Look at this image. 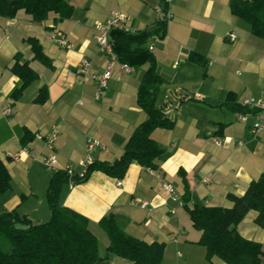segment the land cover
<instances>
[{
    "label": "crops",
    "instance_id": "crops-1",
    "mask_svg": "<svg viewBox=\"0 0 264 264\" xmlns=\"http://www.w3.org/2000/svg\"><path fill=\"white\" fill-rule=\"evenodd\" d=\"M66 1L74 9L63 20L54 12L41 22L24 11L13 18L0 17V161L10 176L9 189L0 194V208L32 222L49 218L46 192L51 175L41 163L50 150L36 135L44 137L56 129L57 168H76L86 137L105 147L94 152V160L111 162L146 119L137 104V91L147 63L133 72L115 65L98 98L95 81L78 73L82 58L89 60L93 73L106 66L107 57L96 41V23L119 12L136 33L155 25L156 10L165 2ZM169 9L164 34L147 40L145 46L152 45L155 70L161 77L155 103L173 122L170 128L150 133L163 150L156 170L174 187L178 200L149 168L132 161L120 186L116 179L94 171L72 188L64 185L59 203L87 218L101 254L108 238L98 221L111 215L126 234L147 244L162 243L161 264H226L217 257L207 259L198 243L201 232L193 228L186 206L230 207L227 194L243 195L248 184L264 174V132L253 137V115L240 121L229 107V101L241 106L246 98L264 93V38L252 34L249 24L231 12L229 0H171ZM54 32L65 34L70 48L55 44ZM231 32L236 36L233 41L228 38ZM31 37L40 43L48 64L34 58L26 41ZM17 55L37 78L13 99L11 94L21 83L11 71ZM41 88L46 97L38 103ZM8 106L12 114L7 116ZM187 190L189 200L184 202ZM136 199L147 205L133 204ZM256 216L249 210L237 230L264 250V228L255 223ZM106 260L129 264L115 256Z\"/></svg>",
    "mask_w": 264,
    "mask_h": 264
},
{
    "label": "trees",
    "instance_id": "trees-1",
    "mask_svg": "<svg viewBox=\"0 0 264 264\" xmlns=\"http://www.w3.org/2000/svg\"><path fill=\"white\" fill-rule=\"evenodd\" d=\"M229 6L235 16L249 24L252 34L264 38V0H229ZM166 8L164 2L162 9ZM73 9L66 0H0V17L13 18L17 12L24 11L35 22L46 19L49 12L56 13L60 20L67 19ZM164 30L165 22L161 21L136 33L110 30L109 42L118 62L133 68L148 64L137 91V104L145 112L146 119L135 128L119 158L111 162L94 160L83 178H75L76 183L87 180L94 171L120 180L132 161L145 168L157 169L163 150L151 139L150 133L156 128H170L173 122L155 103L161 77L156 73L155 59L145 43L150 37L163 35ZM26 41L34 58L48 64L38 40L31 37ZM11 71L21 80L11 94V98L17 99L37 74L27 62L21 63L18 55ZM45 97L46 90L41 88L35 101L43 103ZM229 107L236 113H252L249 108L230 101ZM67 182L66 172L57 170L51 173L46 192L49 218L44 222H32L16 211L0 208V264H99L109 256L129 264H161L162 243L147 244L126 234L111 215L98 221L108 238L105 252L101 254L87 218L59 203L61 190ZM9 187V173L0 161V194ZM227 199L232 203L230 207L186 206L193 228L201 232L198 243L204 247L207 259L217 257L226 264H264L261 244L246 239L237 230L238 223L249 210L257 212L255 223L264 228V174L252 180L243 195L227 194ZM183 200H189L188 190Z\"/></svg>",
    "mask_w": 264,
    "mask_h": 264
},
{
    "label": "built area",
    "instance_id": "built-area-1",
    "mask_svg": "<svg viewBox=\"0 0 264 264\" xmlns=\"http://www.w3.org/2000/svg\"><path fill=\"white\" fill-rule=\"evenodd\" d=\"M171 0H165L167 3V8L165 10L157 9L156 10V20L161 22H166L170 19L171 13L169 9V3ZM95 28L97 30V36L96 41L98 44L99 52L102 53L107 57V63L104 68V70L101 73H93L90 71L91 64L89 60L86 58H82L80 62V67L78 69V73L84 77H88L91 80L95 81L97 85V92L95 93V97L98 98L102 91L107 87V83L109 79L112 76V71L115 65H118L119 68L124 72H133L134 68L128 66L125 63L118 62L117 55L113 52L112 45L109 42V32L112 29H119L127 33H133V30L128 26L127 24V18L125 15L119 13V12H112L107 20L105 22H98L95 25ZM235 34L231 32L228 35V38L230 41H233L235 39ZM53 42L63 48H70V44L68 43L67 37L65 34L61 32H54L51 36ZM154 37H150L148 39L151 40ZM152 45L148 44V49L152 50ZM242 106H245L252 110V115L254 117V121L250 126V133L253 137H256L261 132H264V93H261L257 97H248L242 102ZM5 115H11V109L8 106L4 110ZM237 118L240 121H245L247 119V114L243 113H237ZM58 133L56 129L51 130V132L44 137L41 135H36V138L43 140L45 145L49 148L50 152L41 158V163L43 167L48 172H55L57 170H62L66 172L68 175V182L67 185L69 188H72L76 182L75 178H83L87 172V167L94 161L93 154L97 149L104 150V145L99 142L98 140L92 138V137H86L85 139V151L83 157L78 161L77 167L72 166H65L60 169L57 168L58 161L55 153L53 152L54 143L57 140ZM216 144H219V140H215ZM149 172L154 175L156 178H158L162 184V187L168 192V194L171 196V198L174 201L178 200L177 193L174 189V187L163 181L161 172L150 169ZM205 182H207V179H205ZM117 186H120V180H117L116 182ZM133 204H138L140 207H145L147 205L146 201H142L139 199H136L132 202ZM173 210H171L172 212ZM114 262L112 260H106L103 262H100L99 264H113ZM126 264V263H124Z\"/></svg>",
    "mask_w": 264,
    "mask_h": 264
}]
</instances>
